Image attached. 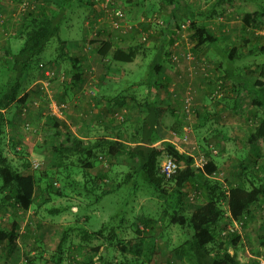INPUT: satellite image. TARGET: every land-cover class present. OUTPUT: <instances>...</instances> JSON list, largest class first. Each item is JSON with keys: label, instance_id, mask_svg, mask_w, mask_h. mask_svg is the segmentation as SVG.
<instances>
[{"label": "rangeland", "instance_id": "obj_1", "mask_svg": "<svg viewBox=\"0 0 264 264\" xmlns=\"http://www.w3.org/2000/svg\"><path fill=\"white\" fill-rule=\"evenodd\" d=\"M2 1L5 13L0 12V59L6 46L16 53L23 44V39L19 38L23 19L21 5L31 3L36 10L44 2ZM185 1L190 8L188 14L174 10L165 0H117L124 12L120 25L133 29L125 38L110 33V29H97V24L95 29H88L87 18L97 14L85 3H75L65 13L60 38L80 60L82 81L73 87L66 84L70 67L66 61L55 58L57 39L53 38L39 56L40 63L44 64L41 72L35 73L37 79L26 89L31 93L29 100L24 105L14 104L5 112L4 155L20 174L41 176V180L27 211L12 204H2L3 195L0 194V226L9 229L13 222L18 225L17 245L10 257H6L4 244H0V264H53L52 256L66 228L97 231L102 226L118 228L120 240L126 243L125 251L115 242L112 245L105 240L81 242L78 233L72 231L67 237L61 264H87L92 255L91 248L97 245L99 249L92 259L93 264H187L173 253V249L189 239L191 230L169 224L173 208L166 206L162 198L152 195L146 187L133 193L131 186L126 185L95 202L94 197L81 187L85 182L83 170L67 165V161L64 162L67 169L60 167L52 151L67 132L84 142L100 136L114 137V134H121L123 141L130 142L136 120L143 113L140 104L146 95L149 100L156 99L164 110L159 129L161 140L157 145L172 142L182 154H193L196 159L202 155L206 160H214L217 169L208 178L218 183L225 193L241 181L256 183V177H264V145L248 143L249 134L261 116V108L252 105L255 94L251 84L264 67V53L256 52L257 45L264 43V31L244 29L241 22L244 13L258 10L264 1H224L219 7H216L218 0ZM97 4V10H103V2ZM213 8L216 13H212ZM97 20L98 24L103 21ZM166 20L172 21V34L170 41L164 42V50L169 56L163 63V86L148 93L145 85L137 84L151 80L147 76L148 64L155 54L153 46L161 44L159 29ZM193 22L213 30L218 42L216 48H195L190 29ZM245 40H249V44L246 45ZM99 41H111L117 48L141 43L150 51L145 56L138 55L129 64L104 62L95 53ZM232 48H236L241 57L230 65L226 58ZM185 53L189 59L181 56ZM173 54L179 56L178 62L172 61ZM227 70L232 79L226 78ZM45 71L53 72V76L47 80V88L40 89L38 82L46 81ZM238 81L244 84L243 88H237ZM185 82L189 84L183 89ZM187 91H194L195 95L203 93L207 97V106H200L194 99L190 112L186 113L183 100ZM222 98L228 106L236 101L238 115H233V120L229 121L231 126H220L217 122L220 111L225 110L218 103ZM52 101L66 106L61 119L63 125L56 130L57 137L48 120ZM22 108L26 109L24 113ZM205 108L207 111L211 108L212 113H202ZM174 128L180 131L179 134H175ZM210 147L217 154L211 155ZM101 158L90 175L104 177L108 173L109 177H104L107 186L121 182L135 165L124 154L112 161ZM196 170L198 174L199 170ZM47 183L52 185L49 193L45 192ZM76 183L80 185L76 186ZM98 185L104 188L101 183ZM171 186L166 187L167 192L175 196ZM99 191L101 189L94 192L99 194ZM180 198L187 212L203 204L206 196L202 179L186 184ZM51 209L60 213L51 215ZM222 209L226 226L220 236L234 231L240 238L238 245L229 249L230 254L235 256L237 264H257L258 258L264 256L261 245L264 243V197L249 207L239 223H229L225 202ZM136 226L140 235L135 233Z\"/></svg>", "mask_w": 264, "mask_h": 264}, {"label": "trees", "instance_id": "obj_2", "mask_svg": "<svg viewBox=\"0 0 264 264\" xmlns=\"http://www.w3.org/2000/svg\"><path fill=\"white\" fill-rule=\"evenodd\" d=\"M34 1L36 3L39 2V0ZM224 1L232 0H218L216 7H219ZM97 2H105V0H92V2L59 0L56 3L51 2V0H44L41 3L42 6H37L36 10L34 9V4L27 3L25 10L21 11L23 19L19 38L23 39V44L16 53L12 52L9 46H6L0 59V194L3 195L1 198L2 204H12L23 211H27L33 203L34 191L38 186L37 183L41 180V176L35 178L33 175L20 174L4 155V131L7 124L5 112L16 103L24 105L29 100L31 93L26 92V89L37 79L38 75L36 76L35 73L37 71L40 73L44 66V64L40 63L39 56L51 39H57L55 58L64 60L69 64L70 73L66 84L69 87H73L82 81L83 73L80 60L73 56L67 42L62 40L59 34L65 13L75 3H85L90 6L91 11L95 15L97 14L95 17L87 18L90 25L88 29L93 27L95 29L97 24V29L103 28V30L107 31L110 29V33H115L119 38H125L127 33L133 31L131 27L122 28L121 26L115 27L111 25L110 15L112 20L116 22L119 21L121 23L124 20V12L117 4V0H110L107 7L108 10L120 9L123 13L120 20L114 18L109 11L106 12L104 9L97 10ZM165 3L172 5L174 10L190 13V8L185 0H165ZM260 6L256 11L243 14L241 22L244 29L253 31L262 29L264 31V5L261 4ZM212 13H216L215 8L212 9ZM102 14L104 18H99L102 17ZM97 19H102L103 21L98 24ZM171 25L172 21L166 20L160 26L159 32L161 33L162 41L161 44L153 46L155 54L148 64L147 76L151 77L150 82H139L137 84L138 86L145 85L148 93L157 91L163 86L164 75L162 74V68L164 60L169 56L164 50V42L170 41L169 37L172 34ZM190 29L192 30L195 48L211 47L215 44L216 37L210 27L201 26L193 22L190 25ZM249 42V40H245L246 45ZM256 48V52L264 53V43L257 45ZM149 51L141 43L131 44L126 48H117L111 41H99L95 47V53L102 61L117 64L132 63L138 55L145 56ZM239 55L236 52V48H232L227 53V63L233 65L235 59L241 57ZM259 71L258 78L251 84V89L254 90L255 94L252 105L261 108V116L248 137V143L252 146L258 143L264 145V67ZM230 74V70H227L226 78L232 79ZM236 74L239 77V71ZM188 84L185 82L182 88L184 89ZM238 87L243 88L244 84L238 81ZM236 94L238 95L239 92H236ZM189 95L192 101L197 99L198 96L194 94V91L189 92ZM218 103L222 104L225 109L237 110L236 101H234L232 106L225 104L224 98L218 100ZM159 105L156 99L149 100L148 95L144 97L143 103L140 104L143 113L136 120L137 126L130 135V142L123 141L121 134H114V137L100 136L84 142L81 138L67 132L64 140L52 147V151L58 160L57 164L60 163V167H66L64 162L67 161V165L83 170L82 175L85 182L81 187L83 190L85 189L89 196L94 197L95 202H99L102 197L108 196L126 185L131 186L133 193L141 187H146L151 190L152 195L162 198L166 206L173 208L172 213L169 215V224L178 226L181 229L188 228L191 230L189 239L173 249V253L187 264H237L235 256L230 254L229 249L238 245L239 236L234 231L228 232L224 237L220 236L226 226L223 222L225 212L222 209V203H226L229 223L239 222L248 213L251 205L263 199L264 177L258 176L256 177L257 179L254 178L256 183L253 180H249L247 183L241 181L225 193L218 183L211 182L208 178L217 169L214 160H208L203 169L199 170L197 174V170L192 166L194 162L192 157L178 152L170 143L164 142L162 146L157 145L161 140L159 129L164 115V110ZM48 120L52 123L54 136L57 137L56 130L63 125V121L51 115ZM173 130L176 135L180 132L175 128ZM119 154H124L128 161L135 162V165L130 170L132 174H126L121 182L107 186L104 183V177H109L108 173L104 174V177L97 176L98 178L90 175V171L94 168L95 163L102 159L101 157H107V160L112 161ZM164 154L178 166L176 173L167 179L159 172L158 167L159 159ZM197 179H202L203 181L206 198L203 204L187 212L181 203V190L186 184ZM98 183H101L104 188H100ZM77 185H80V183H76ZM169 185L174 187L175 196L173 194L171 196L167 192L166 187ZM51 188L52 185L47 183L45 192L49 193L48 190ZM100 189L101 192L99 191V194H95L94 191ZM59 213L60 211L57 209L49 210L51 215H58ZM17 229L18 225L15 222L11 224L9 229L0 226V244H4L6 257H10L16 249ZM72 231L78 233L81 242L105 240L108 245H112L115 242L122 251L126 249V243L122 239L120 240L118 236L117 227L113 226L107 229V226H102L97 231L78 230L72 227L66 228L52 256L53 264L62 263L65 253L64 246L69 232ZM106 231L107 235L104 236ZM135 231L136 235H140V230L137 226ZM261 245L264 248V243ZM98 249L99 245L91 248L92 255L88 259L87 264H93L92 259L98 253Z\"/></svg>", "mask_w": 264, "mask_h": 264}, {"label": "built area", "instance_id": "obj_3", "mask_svg": "<svg viewBox=\"0 0 264 264\" xmlns=\"http://www.w3.org/2000/svg\"><path fill=\"white\" fill-rule=\"evenodd\" d=\"M110 3V0H105V2H103L104 5V10L106 12H110L112 14V16L114 18H117L118 20L121 19V17L123 16V13L120 9H109L108 10V4ZM27 5V3H23L21 5V11L25 10V6ZM109 19L111 21V25H114L115 27H119L120 22H116L114 20H112L111 15L109 16ZM122 23V22H121ZM122 28H124L123 26H121ZM181 56H184V58L189 59V55L188 54H182ZM172 61H179V56H177L176 54L172 55ZM42 67V66H40ZM46 75V81L45 82H38L40 84V89H46L47 85L49 84V82L47 80H49L52 76H53V72L49 73L47 71H45L44 73ZM189 90V89H188ZM190 91V90H189ZM183 105H184V109L186 111V113L190 112V106L192 105V98L189 95V92H186V96L183 100ZM66 106L64 103H55V102H51L50 107H49V115L56 117L57 119H62V115L63 112L65 110ZM183 109V110H184ZM26 111V109L24 108L22 110V112L24 113ZM210 152L211 155L217 154L216 150L214 148L210 147ZM209 152V153H210ZM185 155L190 156L193 158L194 162H193V168L194 169H198V170H202L204 165L208 162V159L206 160L205 157H203L202 155H200L197 159L195 158V156L193 154H188L185 153ZM165 156V155H164ZM35 168H37V164H33ZM159 172L167 179L170 178L172 175H174L176 173V171L178 170V166L167 156L163 157V159L160 161L159 163ZM240 222V221H239ZM239 222H234V223H239ZM257 264H264V256H261L258 258L257 260Z\"/></svg>", "mask_w": 264, "mask_h": 264}, {"label": "crops", "instance_id": "obj_4", "mask_svg": "<svg viewBox=\"0 0 264 264\" xmlns=\"http://www.w3.org/2000/svg\"><path fill=\"white\" fill-rule=\"evenodd\" d=\"M3 1L2 0H0V12L2 11V7H1V5L3 4L2 3ZM187 4V3H186ZM188 5V4H187ZM189 6V5H188ZM12 7V5H10V8ZM3 10H5V9H3ZM2 12H4V11H2ZM5 13V12H4ZM217 41V40H216ZM75 44V43H74ZM70 46H73V44H71ZM218 46V42H215V44H213L210 48H216ZM199 81L200 80H198V83H199ZM236 94V93H235ZM237 95V94H236ZM199 96V97H198ZM197 97V101H199V104H200V106H202V107H206L207 106V97L206 96H204V94L203 93H201L200 95H198ZM202 111V113H204V114H211L212 112H211V108H210V110H208L207 111V109L205 108V109H202L201 110ZM238 112H237V110L236 111H232V110H228V109H225L224 111H220V114H219V118H218V121L217 122H219L220 123V126H231V125H233L231 122H229V121H231V118H232V120H233V115H235L236 116V114H237ZM238 115V114H237ZM169 143H171L174 147H175V149L176 150H178V152H180V150L178 149V148H176V146H175V144L174 143H172V142H169Z\"/></svg>", "mask_w": 264, "mask_h": 264}]
</instances>
